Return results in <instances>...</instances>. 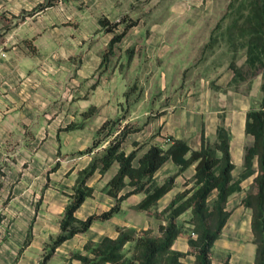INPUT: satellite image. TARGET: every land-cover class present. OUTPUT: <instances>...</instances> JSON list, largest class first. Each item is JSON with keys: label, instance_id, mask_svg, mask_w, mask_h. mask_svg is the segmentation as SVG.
I'll return each mask as SVG.
<instances>
[{"label": "crops", "instance_id": "0c3cea01", "mask_svg": "<svg viewBox=\"0 0 264 264\" xmlns=\"http://www.w3.org/2000/svg\"><path fill=\"white\" fill-rule=\"evenodd\" d=\"M44 1L0 0V264L39 263L47 243L61 232L60 220L78 177L109 140V137L104 139L90 152L84 151L93 143L105 119L123 116L122 121L142 127L128 134L123 144L127 151L135 146V141L167 146L170 135L184 138L197 148L201 145L203 129L206 136L214 139L218 125L225 124L231 132L236 176L244 169L247 111L258 107L252 104V99H261L262 94L261 81L253 83L245 96L237 88L216 83L215 78L198 79L197 72L186 76L179 85L172 67L180 57L179 45L186 43L167 37L169 26L176 25L174 30L178 26L174 19L171 20L175 25L168 21L152 27L154 31L148 37L146 25H135L137 39L131 28L103 63L111 34L103 29L100 14L117 15L111 0H108V9L100 5L95 12L86 4L71 5L70 0H56L39 8ZM130 49L134 50L133 54ZM142 58L145 60L143 73L133 82L137 88L126 90L131 79L124 74V67L130 69ZM146 64L151 67L146 68ZM150 69L154 70L155 79L146 77ZM148 83L152 89L147 88ZM196 91L197 95L200 91L199 98L191 95ZM150 102L159 107L149 111L145 105ZM149 124H157L158 129L153 130L152 126L146 131ZM118 167L119 163L115 162L101 174L99 166L89 177L94 194L76 210L78 217L84 218L113 205L114 198L105 186ZM178 168L169 159L157 171L156 179L162 182ZM194 172L193 164L176 177L175 186L162 197L170 194L169 200L161 207L168 204ZM250 177L246 178L250 179L248 187L253 180ZM242 186V190L247 187L244 180ZM132 196L135 200H131ZM143 196L144 193L132 194L122 201L120 210L113 216L96 220L86 232L63 241L50 264H80L79 259L71 258V252L82 249L87 240L117 236L118 225L147 228L133 218L136 209L133 205ZM243 208L241 212L245 213L250 231H243L241 218L233 215L229 220L231 225L223 228L213 246L219 256L228 253L230 264H254L257 244L253 240L251 209L247 207L250 210L247 213ZM139 211L142 214L146 210ZM29 234L31 240L25 245ZM132 243L128 242L127 246ZM173 247L190 249L187 238L182 235ZM182 259L186 264H197L192 253Z\"/></svg>", "mask_w": 264, "mask_h": 264}, {"label": "trees", "instance_id": "16d2710c", "mask_svg": "<svg viewBox=\"0 0 264 264\" xmlns=\"http://www.w3.org/2000/svg\"><path fill=\"white\" fill-rule=\"evenodd\" d=\"M51 4L53 0H46L38 7ZM254 11L259 27L250 39L247 61L256 72V68L264 66V0H257ZM138 22V18L126 14L115 21L106 15L100 16L103 29L111 34L103 54V63L108 61L116 44ZM120 24L123 26L118 29ZM230 66L236 77V65L230 63ZM136 88L137 83H134L130 90ZM261 91L260 105L247 111L245 131L253 136V140L245 145L244 169L238 177L234 176L236 164L231 152V132L225 124L218 125L214 139L206 136L203 129L201 145L197 148L192 147L184 138L170 135L167 146L149 141L139 144L135 141V146L127 151L123 144L128 134L142 127L129 122L122 124L123 116L105 119L97 129L93 143L84 151H92L108 137L109 144L93 156L88 168L78 177L60 220L61 232L47 243V249L38 264H50L57 246L76 233L86 232L94 221L113 216L120 210L122 201L132 194L144 193L143 198L133 206L150 211L175 186L176 177L193 164V176L185 179L184 187L176 192L163 209L155 211L158 217L164 219L159 224L158 234H154L150 227L118 225L117 236L105 235L99 241L87 240L82 249L71 252V258L79 259L80 264H186L182 257L192 253L197 264H214L213 246L230 215L229 198L234 192L242 190L243 180L252 176L251 189L244 196L243 203L251 209L253 240L257 244L254 264H264V78ZM118 128V133H115ZM169 159L178 164L179 168L159 182L156 173ZM115 162L119 163L118 170L105 186L106 192L114 198L113 205L84 218L78 217L76 210L87 197L94 194V186L88 183L89 177L99 166L102 174ZM187 210L191 211L188 219L190 228L179 220ZM192 231L196 234L193 235ZM185 233L190 249L183 251L174 248L175 240ZM30 240L29 234L25 245ZM130 241L133 243L127 246ZM222 264H230L229 255L222 260Z\"/></svg>", "mask_w": 264, "mask_h": 264}, {"label": "rangeland", "instance_id": "374dc122", "mask_svg": "<svg viewBox=\"0 0 264 264\" xmlns=\"http://www.w3.org/2000/svg\"><path fill=\"white\" fill-rule=\"evenodd\" d=\"M55 1L56 0H53V2ZM71 1L73 2L70 3ZM68 2L71 5L75 2L86 4L89 7H93L94 12L99 10L100 5H102L104 9H108L110 6V1L108 0H70ZM256 2L257 0H111V5H115L114 11L117 12V15L108 16L105 12H101L100 16L106 15L112 21L120 19L125 14L133 18H138V26L144 24L147 27V29H145L147 37L154 31L151 28L157 27V24L168 21L172 24L173 21H176L178 26L175 30L173 28L176 26V22L173 23L175 26H169L167 37L179 38L186 43L184 46L179 45L177 55L181 58L179 57L178 61L174 62L175 65L172 67L173 75L176 76L179 85L186 80V76L194 75V72H197L198 79L207 80L215 78L213 81H216V83L224 84L227 88H237V90L241 91V94L246 96L250 92L253 83L258 84L260 81L262 82L264 78V66L256 68L257 70L255 72V68H251L247 61L250 39L252 34L255 33L259 27V20L254 11ZM90 17L91 16H89V19ZM171 19L174 20L172 21ZM122 26L123 24H120L118 29H121ZM138 26L133 27L132 31L138 29ZM174 32L177 34L179 33V35ZM133 36L137 39V33L135 31L133 32ZM131 43L133 44V42ZM133 51L131 54H133ZM183 54L187 57L183 58ZM144 62L145 60L142 58L138 65L135 63L130 69H128L127 66L124 67V74L126 73L127 77L131 79L126 90H130L136 76L143 73L144 66L142 65ZM230 63H234L238 69V72L236 71V77H234V70H232ZM150 67L151 65L146 64V68L149 69ZM149 72L150 73L146 77L152 78L151 76H153V79H155L154 70L150 69ZM231 73H233L232 77ZM150 84L151 83H148V89H152L151 87H153ZM191 95L193 98H199L200 91L198 95L197 91ZM252 104L254 106H259L260 99H252ZM145 107L149 108V111H151L152 108L156 109L159 105L155 106L150 102L149 105H145ZM151 119L155 120V118ZM125 123L127 122L123 120L122 124ZM134 124L137 125V123ZM152 126L154 128L153 130L158 129L157 124H149L148 127H146V131H150ZM119 129L120 128L117 129V133ZM154 135H156V133ZM139 139L142 140V138ZM252 140L253 136L251 134H249V136L245 134L243 155L245 145ZM235 177H238V175L236 174ZM249 180L250 179L244 180L245 186L248 185ZM251 185L252 182L249 184V187L247 186L242 191H238L231 196L228 204L230 215L224 228L229 227L231 225H229L230 218L233 217V215H237V218H241L240 225L242 230L250 231V226L247 221L245 222V213L241 212V209L244 207L247 213H250V210L243 203V199L246 192L251 189ZM105 195H107V193ZM169 196L170 194L162 198V200L150 211H143L142 214L141 211L134 209L133 218L139 221L138 223L142 224V226L150 227L156 232L159 231V224L164 219L158 217L155 211H160L164 208L161 206L167 203ZM213 197L214 195L211 197V202ZM131 200H135V196H132ZM94 212L98 213V211H93L92 213ZM190 216L191 211L187 210L179 217L180 221L185 222L187 228H190L188 222ZM146 218L149 219L147 222L145 220ZM186 235L185 233L182 236L187 238ZM212 256L215 263L218 264L219 261L228 256V253L224 256H219L214 249L212 251Z\"/></svg>", "mask_w": 264, "mask_h": 264}, {"label": "built area", "instance_id": "2783aa9c", "mask_svg": "<svg viewBox=\"0 0 264 264\" xmlns=\"http://www.w3.org/2000/svg\"><path fill=\"white\" fill-rule=\"evenodd\" d=\"M116 133H117V132H116ZM167 140H169V138H168ZM109 141H110V139H109V140H106V142H105V146L108 144ZM192 234L195 235L196 233H195L194 231H192Z\"/></svg>", "mask_w": 264, "mask_h": 264}]
</instances>
